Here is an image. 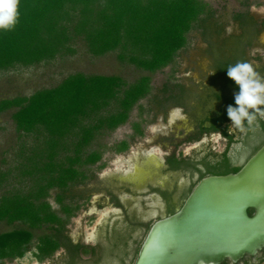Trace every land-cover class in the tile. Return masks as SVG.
<instances>
[{
	"label": "trees",
	"instance_id": "trees-1",
	"mask_svg": "<svg viewBox=\"0 0 264 264\" xmlns=\"http://www.w3.org/2000/svg\"><path fill=\"white\" fill-rule=\"evenodd\" d=\"M18 11L14 27L0 28V69L53 59L81 36L93 54L119 49L122 60L153 73L174 61L193 28L206 32L214 15L205 0H19ZM236 18L245 26L247 16L238 13ZM228 66L222 65L221 71L229 81ZM150 91V75L128 84L119 75L75 72L54 87L0 99V113L14 108L17 130L34 135L20 162L29 187L0 197V222L25 224L0 232V264L24 256L38 229L50 230L38 236L39 260L62 245L72 246L66 225L81 206L72 189L94 176L91 168L103 160L107 145L89 147L99 135L125 123ZM136 128L143 133L140 124ZM129 146L122 140L117 150ZM4 176L0 171V184ZM52 191L59 209L49 200Z\"/></svg>",
	"mask_w": 264,
	"mask_h": 264
},
{
	"label": "rangeland",
	"instance_id": "rangeland-1",
	"mask_svg": "<svg viewBox=\"0 0 264 264\" xmlns=\"http://www.w3.org/2000/svg\"><path fill=\"white\" fill-rule=\"evenodd\" d=\"M205 1L209 2L214 13L213 18L208 22L207 31L205 32L204 28H193L189 34L187 45L179 50L174 61L153 73L128 60H122L119 56L121 52L119 49L101 55L93 54L89 50L86 40L81 36L74 37L69 43V48L53 59L32 65L17 64L7 69H0V99L29 96L37 90L58 85L65 77L75 72L119 75L128 84L143 75L151 76V91L134 106L130 118L116 129L99 135L89 147L107 145L103 160L91 168V172L99 175L102 180H93L91 177L85 183L76 185L72 189L73 199L79 200L81 204L66 225L72 241L95 242L100 226L104 224L105 220L107 221L106 214L114 209V204L110 203V197L106 196L104 190L108 184L106 179L108 172H111L112 177L121 175L131 183L116 182L117 186L114 187L120 192L127 208L134 209L138 215L143 216L144 209L151 207L152 204H157L152 199L153 196L148 194L150 192L148 184L156 180L155 174L161 165V160L169 152L168 147L162 145L163 142L169 144V138L165 136L175 129L178 130L177 134L181 129H191V125L186 121L187 117L182 115L184 110L181 107L170 106L166 109L170 120L165 122L160 116V121L157 122L155 116L157 99L168 96L169 88L172 89L175 86H186L195 91L203 87L207 76L213 72V60L208 50L211 48V43L215 44V47L224 48V51L229 53L233 45L232 40L244 33V26L237 20L236 14H244L248 19L252 18L258 22L257 41L253 46V51L256 49L263 51L264 0ZM206 38L209 41H206ZM14 111L15 109L12 108L0 113V171L5 173L0 184V197L6 191L26 190L30 185L29 177L24 176L21 172L20 162L24 148L32 147L34 135H27L17 130L13 119ZM177 115L184 119L183 123L174 121ZM138 123L143 133H137L136 124ZM132 135L135 142L131 144L127 153L116 152L118 142L130 138ZM213 141L220 143L218 136H215ZM205 144L208 143L205 142ZM206 146L201 142H185L177 147V151L180 154H193L194 149L200 152ZM155 154H158L159 158ZM101 163L104 164L101 166ZM133 167H135L134 170ZM111 181H114V178ZM129 188L132 189V194L126 192ZM55 194V191H52L49 200L55 209H59ZM82 194L84 198H81ZM161 206L163 207V205ZM143 218L148 220L144 230L139 233L138 229L126 249L106 255L100 264H122V257L129 264H133L139 246L155 217L150 215ZM24 226L25 224L21 222L8 224L3 221L0 222V232ZM49 231L48 229L35 230L31 248L25 255L14 259H5L4 264H54L55 261H52L50 257L39 260L36 256L38 236ZM136 238L138 242L135 244ZM59 253V250L56 251V254Z\"/></svg>",
	"mask_w": 264,
	"mask_h": 264
},
{
	"label": "flooded vegetation",
	"instance_id": "flooded-vegetation-1",
	"mask_svg": "<svg viewBox=\"0 0 264 264\" xmlns=\"http://www.w3.org/2000/svg\"><path fill=\"white\" fill-rule=\"evenodd\" d=\"M245 20L244 33L232 40L233 45L229 53L224 51V48L215 47V44L211 43V48L208 50L213 60V72L207 76L206 83L202 88L195 91L186 86H175L172 89L169 88L170 93L166 96L170 97L169 99H165V97L157 99V113H155L157 122L160 121V116L165 122L169 121L170 118H168L166 109L174 106L184 110L182 115L187 117L186 121L191 125L190 130L181 129L177 134L178 130L175 129L168 136H165L169 138V144L163 142L162 145L168 147L169 152L161 160V165L155 174L156 180L148 184L150 186L148 194L153 196L152 199L157 204H152L151 207L144 209L143 216L138 215L134 209L127 208L120 192L115 189L117 186L115 183L130 182L122 178L121 175L112 177L111 172H108L106 174L108 184L104 190L106 196L110 197V203L114 204V209L106 214L107 221L105 220L104 224L100 226L101 228L96 234V241H72L66 229L65 234L69 237L72 246L62 245L58 249L60 253L56 254L55 252L50 257L52 261H55L54 264H85L90 262L100 264L106 255L116 251L122 252L129 246L130 240L134 239L135 232L139 229L140 233L147 226L148 220L143 217L151 215L155 217L154 222L161 217L173 214L183 205L195 185L203 177L212 174L238 172L264 145V116L258 112L251 124L245 120L241 127L233 124L231 131L228 130L231 121L227 115V109L229 105L235 103L234 93L238 88L233 80L225 79V74L221 71L222 65L248 62L254 68L257 77L264 81V47L263 51L258 49L253 51V46L257 41L258 22L252 18ZM239 21L241 23V20ZM206 41L209 39L206 38ZM174 95H180V97L177 98ZM260 107L264 108V106ZM174 121L183 123L184 119L177 115ZM136 131L139 133L138 130ZM215 136L219 137L220 143L213 141ZM123 140H127L130 146L135 142L133 135ZM185 142H201L207 146L200 152L193 148V154L178 153L177 147ZM128 149L117 150L116 152L127 153ZM155 155L159 158L158 154ZM225 170L228 171L221 173ZM112 178L114 181H111ZM92 179L102 180L97 174H94ZM126 192L133 193L131 188ZM248 211L250 215H253L255 209L250 208ZM134 241L136 244L138 239L136 238ZM76 246H81V249L87 246L89 251L83 252L81 249L77 251ZM263 261L264 246L258 248L254 253H244L237 259L225 257L220 262L209 264H260ZM121 263L129 264L123 257Z\"/></svg>",
	"mask_w": 264,
	"mask_h": 264
},
{
	"label": "water",
	"instance_id": "water-1",
	"mask_svg": "<svg viewBox=\"0 0 264 264\" xmlns=\"http://www.w3.org/2000/svg\"><path fill=\"white\" fill-rule=\"evenodd\" d=\"M262 246L264 145L238 172L203 177L177 211L155 220L133 264H209Z\"/></svg>",
	"mask_w": 264,
	"mask_h": 264
},
{
	"label": "clouds",
	"instance_id": "clouds-1",
	"mask_svg": "<svg viewBox=\"0 0 264 264\" xmlns=\"http://www.w3.org/2000/svg\"><path fill=\"white\" fill-rule=\"evenodd\" d=\"M19 0H0V28L10 29L18 22ZM227 76L235 82L238 90L234 93V104L228 106L227 115L231 123L241 127L247 120L249 124L256 113L264 116V81L257 77L252 65L248 62H237L226 67Z\"/></svg>",
	"mask_w": 264,
	"mask_h": 264
}]
</instances>
